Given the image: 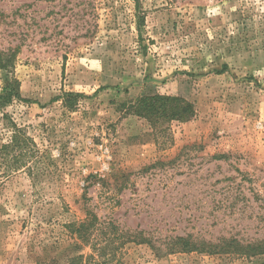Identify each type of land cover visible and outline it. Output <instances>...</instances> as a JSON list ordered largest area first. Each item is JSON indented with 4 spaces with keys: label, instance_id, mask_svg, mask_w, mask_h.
<instances>
[{
    "label": "rangeland",
    "instance_id": "1",
    "mask_svg": "<svg viewBox=\"0 0 264 264\" xmlns=\"http://www.w3.org/2000/svg\"><path fill=\"white\" fill-rule=\"evenodd\" d=\"M16 47L31 102L0 108V148L15 121L38 152L20 169L0 153V264H264L164 245L264 238V0H0V51ZM155 93L196 108L158 141L121 108ZM88 211L150 243L94 250L71 231Z\"/></svg>",
    "mask_w": 264,
    "mask_h": 264
},
{
    "label": "trees",
    "instance_id": "2",
    "mask_svg": "<svg viewBox=\"0 0 264 264\" xmlns=\"http://www.w3.org/2000/svg\"><path fill=\"white\" fill-rule=\"evenodd\" d=\"M141 18V24L143 17ZM140 37H142V30ZM18 47L8 48L0 51L1 69L7 71L11 77L0 93V108L12 104L14 101L31 102L21 93V82L14 75L15 59ZM224 70V69H223ZM83 97L81 93H64V107L73 110ZM121 108L127 114H134L145 118L154 130L158 141L159 135L166 133V123L172 121L186 122L196 115V108L192 101L183 96L168 94H145L136 99L121 104ZM12 122L13 135L11 140L2 145L0 153H9L14 156V169H20L27 165V161L38 152L32 137H30L15 121ZM88 216L78 224H72L73 233H77V238L81 242L90 245L94 250L106 251L114 243L113 236L117 235L123 239V243H150V240L142 235V232L127 235V232L120 230L119 226L113 222L102 224L99 217L93 211H88ZM120 230V231H119ZM99 232L102 239L95 240V234ZM99 240L104 241V247ZM122 240V241H123ZM102 244V241H100ZM168 253L173 252H199L207 254H233L240 257L251 258L264 254V238L256 241H243L236 237H222L218 241L197 239L193 235H176L169 241L164 242ZM79 246V245H78ZM89 257L93 258V255ZM84 254L72 257L71 262L79 264Z\"/></svg>",
    "mask_w": 264,
    "mask_h": 264
}]
</instances>
